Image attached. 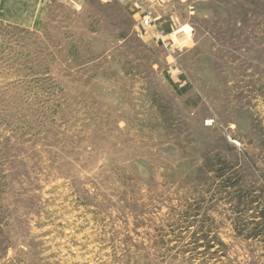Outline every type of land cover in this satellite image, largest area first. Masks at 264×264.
Wrapping results in <instances>:
<instances>
[{
	"label": "rangeland",
	"instance_id": "obj_1",
	"mask_svg": "<svg viewBox=\"0 0 264 264\" xmlns=\"http://www.w3.org/2000/svg\"><path fill=\"white\" fill-rule=\"evenodd\" d=\"M0 264H264V0L0 23Z\"/></svg>",
	"mask_w": 264,
	"mask_h": 264
},
{
	"label": "crops",
	"instance_id": "obj_2",
	"mask_svg": "<svg viewBox=\"0 0 264 264\" xmlns=\"http://www.w3.org/2000/svg\"><path fill=\"white\" fill-rule=\"evenodd\" d=\"M147 1L153 8L162 7L169 0H136ZM52 0H0V23L27 30H40L45 25ZM158 31L168 36L173 32L169 18L156 14ZM170 23L165 24V23Z\"/></svg>",
	"mask_w": 264,
	"mask_h": 264
},
{
	"label": "built area",
	"instance_id": "obj_3",
	"mask_svg": "<svg viewBox=\"0 0 264 264\" xmlns=\"http://www.w3.org/2000/svg\"><path fill=\"white\" fill-rule=\"evenodd\" d=\"M156 20L153 18L152 13L147 14V16L143 19L142 25L145 28H151L155 24Z\"/></svg>",
	"mask_w": 264,
	"mask_h": 264
}]
</instances>
